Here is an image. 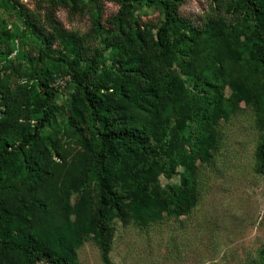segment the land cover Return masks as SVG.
<instances>
[{
	"label": "trees",
	"instance_id": "16d2710c",
	"mask_svg": "<svg viewBox=\"0 0 264 264\" xmlns=\"http://www.w3.org/2000/svg\"><path fill=\"white\" fill-rule=\"evenodd\" d=\"M110 1L121 5L122 14L115 17V24L109 29L104 27L97 11L93 12V21L99 33L109 34V40L104 38L103 44L111 51V56L119 57L123 62L117 69V76L121 78L125 72L128 77L135 75L130 87H120L118 79H112L110 85L105 86L99 75L104 65L83 57L81 49L74 47L71 41L62 49H54L57 36L53 29L47 33L20 6L25 27L40 41L39 62L50 59L54 70H35L40 86L36 96L40 103L35 98L39 105H32L33 123L18 128L14 136L10 133L11 125L0 117V264H14L15 261L22 264H75L70 249L71 221L68 219L53 242L47 241L35 235L31 225L51 227V203L33 192L21 200L17 210L5 190L8 172L10 181L23 175L34 185L54 177L33 152L55 120L52 102L71 84L80 92V103L73 104L72 110L80 117V106L88 109L96 131L97 144L89 149L75 173L79 176L88 172L90 180L96 184L99 224L113 223L116 219L127 224L132 218L142 226H155L165 218L185 216L194 206L197 188L191 176L199 162H208L213 156L218 143L217 129L228 117L226 91L230 78L222 66L213 75H197L196 68L184 66L183 75L187 78L177 80L163 73L166 63L161 65V71H151L153 61L145 53L124 60L127 51L149 48L155 51L160 62L171 54V60L184 63V57L194 52L206 28L213 31L211 37L218 41L217 44L229 38L232 45L227 55L246 77V95L250 96L260 115L263 138L256 158L259 173L264 172V82L252 77L259 75L264 80L263 0H214L216 15L205 18L203 27L181 16V0ZM147 4L163 9V20L150 46L138 21L134 24L125 21L129 7L134 13ZM177 82L179 88L187 90L192 102L182 107L176 136L169 138L170 128L165 119L168 102L180 101L187 96L186 93L183 96L176 94L174 84ZM29 88L33 89V86ZM160 175L166 180L179 177L178 181L165 187ZM69 181L75 184L76 177ZM100 243L106 254L110 237L104 231L100 234ZM260 259L264 264V250Z\"/></svg>",
	"mask_w": 264,
	"mask_h": 264
},
{
	"label": "rangeland",
	"instance_id": "374dc122",
	"mask_svg": "<svg viewBox=\"0 0 264 264\" xmlns=\"http://www.w3.org/2000/svg\"><path fill=\"white\" fill-rule=\"evenodd\" d=\"M20 6L47 33L53 29L57 36L54 49H62L71 41L74 47L81 49L83 57L104 65L99 75L105 86L110 85L112 79H118L120 87H130L135 75L128 77L125 72L121 78L117 76L123 62L111 56V51L103 44L104 38L109 40V34L99 33L93 21V12L97 11L102 25L111 28L115 17L122 14L119 3L110 0H0V117L11 125L12 135L16 136L18 128L33 123L32 105H39L35 98L40 103L36 96L40 93L36 68L44 72L54 70L50 59L39 62L40 41L25 27ZM214 6H217L214 0H181L179 11L182 17L203 27L205 18L215 17ZM129 9L126 23L138 21L147 44L152 45L163 20V9L154 4H147L134 13L133 8ZM205 32L194 52L184 57V63L171 60V54L160 62L155 51L149 48L130 50L124 55V60H129L145 53L153 61L151 71H161V65L166 63L163 73L177 80L187 78L183 75L184 66L196 68L197 75H213L222 66L230 78L226 91L228 117L217 129L218 143L213 156L208 162H199L191 176L197 192L194 206L185 216L165 218L155 226H142L132 218L127 224L119 219L99 224L96 184L90 180L88 172L79 176L75 173L89 149L96 146L97 138L89 110L80 106V117L72 110L73 104L80 103V92L73 84L52 102L55 120L34 147L35 158L54 177L34 185L23 175L13 181L9 180V172L5 176V190L14 209L19 210L21 200L33 192L51 203V227L34 223L31 228L35 235L53 242L68 219L71 221L70 249L75 264H261L264 172L259 173L256 158L263 138L260 115L246 95V77L227 55L232 41L227 38L217 44L211 37L213 31L206 28ZM252 77L264 82L259 75ZM174 87L179 96L187 95V90L179 88L178 82ZM191 102L189 95L180 101L168 102L164 115L170 128L169 138L176 136L182 107ZM73 177H76L75 184L69 181ZM178 177L166 180L160 175V180L168 187L178 181ZM102 231L110 237L106 254L100 243ZM14 264L22 263L15 261Z\"/></svg>",
	"mask_w": 264,
	"mask_h": 264
}]
</instances>
